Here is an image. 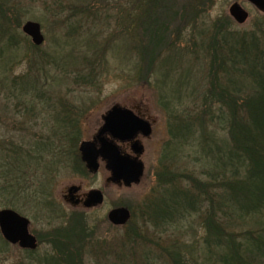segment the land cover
<instances>
[{"label":"rangeland","instance_id":"obj_1","mask_svg":"<svg viewBox=\"0 0 264 264\" xmlns=\"http://www.w3.org/2000/svg\"><path fill=\"white\" fill-rule=\"evenodd\" d=\"M200 1L161 0L154 25L139 23L144 16L138 0H0V19L5 11L12 22L0 29V210L13 209L29 218L31 233L40 242L36 251H24L0 235V264H45L47 258H56L59 252L49 234L62 229L88 232L82 264H224L222 257L228 251L205 229L208 204L200 213L188 211L166 225H156L143 212L155 202L156 176L167 167L202 182L208 181L204 170L218 171L210 166L212 157L202 159L200 123L187 144L174 143L172 134L181 115L190 118L205 105L222 108L208 96L212 70L207 51L215 33L222 30L221 34L237 38L255 30L258 23L264 25V14L247 0H206L203 9ZM234 4L249 13L243 25L230 16ZM27 22L41 26L42 46H34L23 33ZM131 22L135 35H129ZM165 23L171 24L169 30ZM175 31L181 55L162 54L155 73L144 80L146 49L163 45ZM168 69L170 80L161 89ZM26 83L37 88L23 92ZM114 105L148 113L155 122L140 157L144 176L131 187L108 183L110 174L103 163L95 175L76 164L78 145L92 140L103 124L102 116ZM227 132L218 119L207 121V133L215 139L211 148L224 146ZM170 141L171 152L164 150ZM183 184L188 185L187 180ZM72 186L81 187L82 196L101 191L104 203L95 208L70 204ZM120 206L127 207L132 218L115 227L108 213ZM77 216L84 224L77 222ZM222 217L226 234H233L236 243H245L246 236L254 233L246 231L260 230L264 235V223ZM229 220L236 221L231 225ZM94 248L101 250L94 253Z\"/></svg>","mask_w":264,"mask_h":264},{"label":"trees","instance_id":"obj_2","mask_svg":"<svg viewBox=\"0 0 264 264\" xmlns=\"http://www.w3.org/2000/svg\"><path fill=\"white\" fill-rule=\"evenodd\" d=\"M138 1L139 4H143L141 15L144 16L139 23L148 24L150 21V24L155 25L154 12L155 8L161 4V0H145L144 3L141 0ZM205 5L206 0H201L198 4L201 9ZM1 15L0 21L3 23H0V29H4L12 22L5 11H2ZM196 19V16L192 18V23ZM130 24L133 33L129 35H135L136 29L133 22ZM165 27L169 30L171 24L165 23ZM263 27V23H258L255 30L242 36L237 35V38L221 34L222 30L215 33L214 41L207 51L211 58L210 70H212L210 74L212 88L210 87L208 96L212 95L213 97H210L216 100L222 108L208 109L205 105L204 109L190 118L181 115L178 118L181 123L176 124L174 134H172L174 143L177 141L178 144L184 142L187 144L191 140L189 137H192L195 132L197 122L200 123L203 132L200 147L202 159L212 157L209 162L210 166H215L218 171L204 170L203 175L208 181L202 182L197 177L179 174L167 167L164 170L166 172L163 171L156 176L159 189L155 195V202L151 203L152 207H148L146 211L143 210L145 218L150 216L156 225H166L174 218H184L189 214L188 211L200 213L202 205L208 204L205 229L220 241V247L228 251L227 255L222 257L224 264H264V261L260 260L261 256L264 258V235L260 233V230L246 231L254 233L246 236L245 243L238 241L236 243L233 234H226L227 231L221 220L222 216H225L227 220L237 218L239 221L250 218L257 220L260 225L264 223ZM178 34L179 31L171 32L170 38L163 45L159 42L152 47L148 46L146 49L148 50L147 62L143 59L145 56L142 58L143 67L148 66L146 72L142 71L144 80L155 73L162 54L169 53L173 57L181 55L182 48L178 49ZM221 35H223L222 46L219 39ZM143 48L142 43V50ZM203 51H206L205 48ZM170 72L168 69L163 75L161 74L163 77L160 83L161 89H165L164 87L168 84ZM157 73L160 74V70ZM35 87V83H26L21 89L27 92ZM175 91L169 92L174 93ZM217 119L228 132L224 138V146L214 144L215 148H211L210 142H214L215 139L207 133V121L216 123ZM171 145L172 142H168L164 150L171 152ZM9 152L13 154L14 147H11ZM76 164L83 167L80 156ZM183 180H187L188 185L183 184ZM76 219L79 224L83 223L81 217L77 216ZM229 221L232 225L236 220ZM62 230L64 232H56V230L50 232L49 239L56 244L59 255L56 258L49 257L46 261L50 259V264H82L84 255L82 248L88 238V232L80 229ZM96 249L98 252L101 250V248ZM96 249H93L94 253ZM46 261L45 264H48Z\"/></svg>","mask_w":264,"mask_h":264},{"label":"water","instance_id":"obj_3","mask_svg":"<svg viewBox=\"0 0 264 264\" xmlns=\"http://www.w3.org/2000/svg\"><path fill=\"white\" fill-rule=\"evenodd\" d=\"M247 1L264 13V0ZM229 13L239 25L245 24L249 18V14L238 4H234ZM23 32L32 38V42L36 46L43 44L44 37L38 23L27 22L23 26ZM102 119L104 124L93 141L82 142L79 147L82 161L90 173L96 174L100 169L99 161L102 160L106 170L111 175L107 180L108 183L125 187L139 184L145 171V166L140 160L144 152L143 147L138 142L133 143L135 157L122 153L115 141L130 142L139 133L150 136L152 134L151 125L137 118L131 110L120 105L113 106ZM109 136L111 139L108 138ZM79 190L80 188L74 187L70 189V193L73 194ZM71 201L75 205L80 204L79 201L73 199ZM103 201V193L99 190H93L86 196L83 205L86 208H94L101 205ZM130 218L131 212L124 207L114 209L108 215L109 221L115 226L126 225ZM28 225L29 221L26 218L12 210L0 212V228L3 237L12 244H19L24 249H36L37 240L30 234Z\"/></svg>","mask_w":264,"mask_h":264},{"label":"flooded vegetation","instance_id":"obj_4","mask_svg":"<svg viewBox=\"0 0 264 264\" xmlns=\"http://www.w3.org/2000/svg\"><path fill=\"white\" fill-rule=\"evenodd\" d=\"M131 109V108H130ZM133 110V112L135 113V115L137 116V117H139V118H141V119H143V120H146V121H149L152 125H153V128H154V121L152 120V118L151 117H149L148 116V113H145V112H143V111H136V110H134V109H132ZM146 140H148L147 138H145V136L144 135H142V134H139L138 136H137V141H139V142H141L143 145H144V141H146ZM144 147H145V145H144ZM121 149H122V151L124 152V153H128V154H133V152H132V143L130 142V143H124V144H122L121 145ZM81 191V190H80ZM80 191L77 193V197H79V199H83V198H85V196H82V195H80ZM68 194H69V189H68ZM19 213V212H18ZM20 215H22L21 213H19ZM23 216V215H22ZM21 216V217H22ZM25 217V216H24ZM25 218H27V217H25ZM27 219H29V218H27ZM28 227H29V230H30V232H31V220L29 219V225H28Z\"/></svg>","mask_w":264,"mask_h":264}]
</instances>
